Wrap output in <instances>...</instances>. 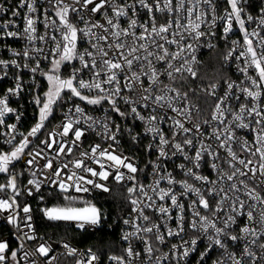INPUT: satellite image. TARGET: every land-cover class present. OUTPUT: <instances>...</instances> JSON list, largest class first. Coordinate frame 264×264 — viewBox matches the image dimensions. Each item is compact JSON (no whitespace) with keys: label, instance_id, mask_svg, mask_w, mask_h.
<instances>
[{"label":"snow or ice","instance_id":"obj_1","mask_svg":"<svg viewBox=\"0 0 264 264\" xmlns=\"http://www.w3.org/2000/svg\"><path fill=\"white\" fill-rule=\"evenodd\" d=\"M50 7L55 11V16L59 19V25H57L56 20H53L48 16V9L45 12V27L55 28L56 31L60 32L62 40H57L56 36H51V40L55 42V49L53 50L58 56V59H54L52 74H47L46 78L49 83L48 91L44 94V100L41 101L40 97H37L35 103L41 105L39 108V122L31 129L27 136H24L19 142L18 146L14 147V150L10 154L0 155V173H5L9 171V164L11 161L20 159L21 154L24 149L31 143L28 137H36L37 134L44 128V122L52 115L54 106L59 103L64 102V96L62 93L67 92L69 95L67 99L69 101L77 98L81 101L86 102L91 105H98L102 101H107L111 105V111L117 113L120 117H126L128 113L121 111L117 98L122 100L124 104L131 106V114L133 118L143 121L146 125L145 131L151 133L153 138L159 137V144H149L148 150L151 151L154 147L158 150L157 162L153 163V175L159 178L154 180V185H149L148 187L155 192L161 201L170 200L171 205L165 206L164 204L157 205L152 196L148 195L145 191V186L134 183L132 187L127 188L129 194L135 193L137 190L142 196L146 197L150 203L144 204L141 208V200L131 199V204L133 205V211L136 212L137 218L142 221H150V217L144 213V208H153L158 212L161 218L164 220L165 226L167 227V222L172 220L173 210H178L179 214L176 216L177 221V231H173L172 228L167 229V234L169 236L180 235L184 232V212L185 205L178 199L175 190L169 187L167 190L159 188V183L161 180L167 179L169 185L179 183L183 189L180 195L185 197L189 193L196 196V200H192L188 205L191 209L192 216L198 217L199 220L193 219L191 221V228L197 229L207 236L209 240V245L207 249L200 253V262H205L206 258L209 257V253L214 247H218L226 251L227 240L236 241L239 237L230 235L227 231L231 225L237 223V218L240 216H246L249 224L252 222L258 223L261 227V231H257L256 228L245 226L241 231L247 235H252L255 238L264 236V196L257 189H264V110L260 107L261 96L264 93V37L259 40V53L253 46V40L250 37H258L259 32L255 29L249 33L246 29V20L252 21L253 17L248 15L246 19L243 16L244 8L243 4L246 0H228L231 10L226 12L224 16L218 17L216 15V9L214 7V0H134L132 3H118L117 0H99L95 3V0H71V2H66V0H47ZM92 4L93 7L89 8L88 5ZM108 5L112 10V15L109 16L107 10L103 12L105 24L99 23V21L93 19L95 13L99 12L102 8ZM145 10L147 15V20L144 22H139L136 18L138 15V8ZM187 5V6H186ZM207 6V9L203 6ZM27 7V14L25 16V27L23 29L22 35L26 37L29 42L36 39L44 40V36H36V23L37 20L33 17V13L37 12L36 0H21L19 5L20 8ZM6 9L0 5V12ZM207 11L212 13V21L208 27V33L200 31L201 25L205 24L206 21L204 17ZM186 12L187 17H183L182 13ZM264 12V10H262ZM131 13V15L129 14ZM156 13L167 14L165 16L163 23H157ZM13 16H19V11H13ZM70 14H75L85 24L84 28H78L76 24L72 22ZM91 14V15H89ZM87 17V18H86ZM127 17V28H122L120 26V18ZM194 17V19H193ZM187 19V24H182L181 20ZM220 19L225 21V27L223 29L225 33V39H227V33L232 30L233 22L239 25L240 30L244 33L243 45L244 50L239 53L236 59L244 58V67L239 68L244 75L246 80L250 81V86L240 87L234 81H226V90L223 95H217L216 89L217 84H211L209 89H202L206 93V98H211L213 100L214 111L211 116V121L205 120L204 124H211V122L218 121L220 124L224 123L225 112H230L232 109L229 106V101L234 97L237 101L241 99V96L235 95L234 88L239 87L240 92L243 94L245 99L250 98L253 102L252 107H248L247 104L241 103L239 105V113L233 114L232 121L229 124L234 123L237 129H249L256 132L255 138V150L253 151V146H250L247 140L237 139L235 131L232 127H224L223 139H221V133L218 131L217 127H213L212 134L210 137H205L204 132L201 129L200 123H193L192 127H186L185 122L192 123V109L195 106H186L184 108L177 107L176 105L180 101H188V93H181L177 88L170 84H164L161 77H167L170 81H175L179 79H187L188 77L184 75L187 73L188 76L195 79L197 77V72L193 67L196 63L195 48L192 43L187 45L182 42L186 39L184 32H187L189 37L193 41L199 42V40L207 34L215 36V32L212 31V26L215 25L216 20ZM175 25L176 29H183V31L170 32V29ZM9 25L5 24L2 27L7 28ZM258 27L264 28V15H261ZM92 28L103 29L102 33L92 32ZM139 28L140 31L137 33L136 29ZM78 33H83L84 36L90 37L89 44L91 48L95 49V52L88 51L85 49L83 53L77 51V40ZM8 37H17L21 35L18 32L9 31L6 33ZM169 36L172 38L170 39ZM123 37V39H122ZM111 38V39H109ZM130 38V42L129 39ZM92 39L96 43H92ZM103 42V43H101ZM237 41H233V44H237ZM175 44L179 49L176 52H169L166 45ZM213 47V45H209ZM62 50V51H61ZM37 53L42 52V49H35ZM189 52V57H185L183 54ZM233 51H230L225 59L232 57ZM111 53V56L109 55ZM13 55H21V53H13ZM22 55L26 59H32L26 48ZM85 56L90 57V60H85ZM153 58L155 63L153 62ZM78 59L81 67L79 69L73 68L72 75L70 78L63 79L59 74L60 66L65 62H71ZM174 61H180L179 65L173 63ZM162 62V63H161ZM11 65L20 68L18 62L13 59L10 61ZM156 63H161V67L157 68ZM9 65L8 61L0 60V66L6 69ZM25 68L28 67L27 64L24 65ZM249 68H254L257 73V78L252 77L248 74ZM39 69V64L30 70L35 73ZM88 70L91 73V79L85 81L80 78L77 79L79 73L83 70ZM7 73H5L6 75ZM179 74V77L177 76ZM142 77H146L148 83ZM121 78L123 79V85L121 86ZM83 90H87L88 93L97 91V95L89 96L84 93ZM125 90L128 92H135L137 95L136 100H132L129 96L121 95ZM159 90V94H155ZM22 91V84L17 77V83L14 88L7 90V94L4 97H0V125L5 123V116L13 113L15 110L9 107L8 97L11 95H18ZM170 93H175V95H170ZM137 105L144 109H152V112L163 111L164 109H169L176 113V116H168L167 112L162 115L150 114L145 117L141 115L137 110ZM199 112V109H196ZM178 116H182L184 120L177 119ZM249 118V122L245 123V118ZM16 119L19 120V114L16 115ZM88 125L87 129L80 127L81 120ZM171 120L173 129L172 140L166 139L165 135L162 133L161 129L158 127L157 123L154 122H164L165 120ZM111 117L106 116L103 121L95 119L93 117L87 116L84 109L78 105L73 104L72 107L68 109L65 113L64 122L60 125L62 131L59 133L60 136L66 137L69 132H72L74 139L71 141L72 145L78 146L82 142V137H85L87 131L95 130L96 125H101L103 128V134L107 139L112 140L114 143L117 140V133L121 131L119 125H114L115 131L112 130L108 121ZM90 122V123H89ZM255 123L258 127L252 128L251 125ZM10 132H14L15 125L7 126ZM131 132V129L128 130ZM180 133L185 134L182 141H177L176 136ZM189 133H194L193 136L187 135ZM15 139L13 135L11 137ZM136 137H133L135 140ZM206 139L218 140L219 143L213 148L211 143H205ZM11 142V140H9ZM233 142L238 143L240 150L242 152L250 153L253 157L259 156V160L254 162L251 159H241L237 155V152L233 150ZM41 143L46 148H51L53 144H58L57 155L67 152H71L72 148L67 144L57 141L52 133H49V137ZM197 144L199 147L197 148ZM165 146H170L174 151L171 152L172 156L181 155L185 160H188L192 167H186L181 164L179 167L183 171L185 176L192 177L193 180L201 182V184H212L213 187L210 189H204L202 187H194L193 184L185 181H176L171 173L167 176L160 175L161 164L159 163L161 158H169V152L166 151ZM111 147V146H110ZM185 147L189 149H195V155L189 156L185 152ZM220 149H223L227 156L225 157V162L228 164L231 172L224 171L220 166ZM99 150V156L106 158L108 161L113 162L116 167L115 180L117 183L123 182L125 179L129 181L136 180L135 173H137V166L129 161L126 156H121L115 154V151L109 152L107 149H101L100 145H94L91 147V157L94 162L100 163L96 159V153ZM31 159L26 160V164L31 166L36 163V157L42 155V150L28 153ZM82 156L87 155V153H81ZM47 159V157H43ZM206 158H210V167L218 175V180L209 181L208 177L201 175L195 169L201 167V162L206 161ZM239 164L242 167H237ZM84 162H75L76 168H81ZM251 165V167H250ZM258 165V166H257ZM126 168L127 175L120 171V167ZM45 168L52 169L53 161L47 160L44 165ZM63 167H67L64 165ZM100 171H96L91 167H84V170L91 174L93 177H99L100 180H107L110 172L104 170V165L100 164ZM249 173L251 175L249 176ZM259 173V175H257ZM35 176V173H33ZM60 177L61 170L59 168L53 169L50 176L46 177L49 183L56 184L57 181L51 179V177ZM76 176L73 173L68 177L72 180ZM239 177H246L247 179H239ZM251 180L255 183V187H250L248 181ZM80 181L84 184H91L93 187L101 189L104 192H109L110 189L102 183H97L92 179H85L83 176L77 177L76 182H74L71 187H74L77 192L84 191L87 192L89 189L81 185ZM227 186H223L224 184ZM220 184V187H216ZM28 185L34 186L28 187L24 191L17 188L16 176L10 175L6 184H0V192L12 189V195L7 198H0V212H7L6 222L13 225L17 229L18 239L21 241L19 245V250H23V258L27 259L29 256H34L39 253L41 256H47L51 251L50 245L40 244L35 248L33 252L25 250L24 242L26 240L35 239L34 228L31 223L32 215L31 208L25 204L22 208L17 203L16 197L19 195L26 194L28 196L33 195L34 191H39L41 186V181L32 179L28 181ZM58 187L62 191H67L69 185L64 181L58 182ZM158 189V190H157ZM243 192L244 196L248 200L241 199L239 193ZM231 193V195H229ZM43 199V197H41ZM66 199H71L66 197ZM248 201H251L249 203ZM215 203V208H211V204ZM227 205L230 208V213L226 215L225 218H221L217 215L224 211V206ZM259 208V216H254V212ZM199 206V207H198ZM199 208L209 210L215 220L209 219L208 216L201 215ZM19 209V211H17ZM44 215L51 221H75L77 222V227L84 229L86 225L98 226L101 223V213L100 210L92 204L86 203L85 207H73L71 204L65 207L47 208L44 209ZM23 216H20V213ZM234 213L235 215H233ZM19 217V219H18ZM217 221L223 225V227L217 226ZM125 224H133V221L125 219L123 221ZM135 231L131 233H125L123 239L125 241H130L132 237H135L138 232L143 233H153L155 232L156 240L163 244L164 236L160 232V225L152 222L151 226L140 227L139 225L133 224ZM27 228L29 231H23ZM210 231L213 234H209ZM22 233V235H21ZM223 237V239H222ZM145 245L144 251L149 256V261H151V253L153 252V247L151 243L145 239L143 236L139 237ZM255 243V240L252 241ZM190 244V246H185ZM185 245H173V249L178 247L183 248L182 255L180 259H184L189 256V254L196 250L197 239L193 238L185 242ZM64 247L67 249L69 255H75L76 249L69 247L65 244ZM260 248L264 250V244L260 245ZM10 252V258L12 261H17V251H12L9 248L7 241H0V264H6L9 259L8 253ZM244 254L253 257L254 254L245 247ZM126 255L129 258L135 259L140 256V253L135 251L129 243L126 249ZM227 259H217L213 261V264H227V260L231 261V264H243L242 259H237L235 253H227ZM167 258V257H165ZM110 260L114 261L115 264H132V259L125 260L123 256H111ZM55 257H52L47 264H52ZM99 257L89 250V255L86 260H77L76 264H94L98 261ZM18 264V262H17ZM31 264H36L35 261H31Z\"/></svg>","mask_w":264,"mask_h":264},{"label":"built area","instance_id":"obj_2","mask_svg":"<svg viewBox=\"0 0 264 264\" xmlns=\"http://www.w3.org/2000/svg\"><path fill=\"white\" fill-rule=\"evenodd\" d=\"M66 2H71V0H66ZM99 0H95V3H98ZM118 3H132L134 0H117ZM175 2V0H174ZM21 0H0V5L3 6L5 11L0 12V60L8 61L9 65L6 69L3 66H0V97H4L7 94V90L10 88H14L17 83V77L22 84V91L19 92L18 95H11L8 97L9 107L14 109L15 111L11 114L5 116L4 120L5 123L0 125V145L7 150L13 149L15 146L19 145V142L22 140L24 136H27L31 129L39 122V108L41 105H37L35 100L37 97H40L41 101L44 100V94L48 91L49 83L45 73L52 74L53 70V63L54 59H58L59 56L53 51L55 49V42L51 40V36L55 35L57 40H62L60 32L56 31L55 28L52 27H45V12L44 10L48 9V16H50L53 20H56L57 25H59V19L55 16V11L50 7L47 0H36V7L37 12L33 13V17L37 20L36 23V36H44V40L36 39L32 42H29L25 36L22 35L23 29L25 27V16L27 14V7L20 8L19 5ZM151 3V0H149ZM187 6V5H186ZM89 8L93 7L92 4L88 5ZM207 9V6H203ZM214 7L216 9V15L218 17L224 16L226 12L231 10L230 4L228 0H214ZM138 8V15L137 19L139 22H144L147 20V15L145 14V10L140 9L139 5ZM244 13L243 16L246 19L248 15L253 17L252 21L246 20V29L249 33H251L254 29L259 32L258 37H250L253 40V46L256 51L259 53V40L261 37H264V28L258 27L259 20L261 15H264V0H246V3L243 4ZM107 10L109 16L112 15V10L108 5H105L99 12L95 13L92 17L93 19L99 21L101 24H105L107 27L106 21L103 16V12ZM13 11H19V16H13ZM131 15V13H129ZM91 15V14H89ZM167 14L156 13L157 23H163L165 16ZM183 17H187V13H182ZM70 18L72 22L77 25L78 28H84L85 24L79 20L75 14H70ZM87 18V17H86ZM194 19V17H193ZM206 23L201 25L200 31H204L208 33V27L212 21V13L211 11H207L206 16L204 17ZM127 17L120 18V26L122 28H127ZM182 24H187V19L181 20ZM9 25L7 28L2 27L3 25ZM225 27V21L217 19L214 26H212V31L215 32V36L211 34H207L202 37L199 42L193 41L191 37H189L187 32H184V36L186 39L182 42L183 44L187 45L192 43L195 48V57L196 63L193 64L194 69L197 72V77L195 79L188 76L187 73H184L187 76V79H177L175 81H170L167 77H161L164 84H170L173 87L177 88L181 93H188V101H180L176 106L180 108H184L186 106H195L192 109V123L185 122L186 127H192L193 123H200L201 129L205 134V137H210L212 134L213 127H217L218 131L221 133V139H223L224 135L223 132L224 127H232L235 131L237 139H244L247 140L250 146H253V151L255 150V138L257 133L253 132L249 129H237L235 128V124H229L232 121L233 114L239 113V105L241 103L247 104L248 107L253 106V102L250 98L245 99L243 94L240 92V88H234L235 95L241 96V99L237 101L234 97L229 101V106L231 107V111L225 112L224 115V123L220 124L218 121L211 122V124H204L203 121L208 120L211 121V116L214 111L213 100L211 98H206V93L202 91V89H209L211 84H217L218 87L216 89L217 95L222 96L224 91L226 90V81H234L240 85V87L250 86L251 82L246 80L245 75L239 71V68L244 67V58L241 57L240 59H236L239 56V53L244 50L243 45V36L244 33L240 30L239 25L233 22L232 30L227 33V39H225V33L223 31ZM13 31L18 32L21 35L17 37H8L6 35L7 32ZM137 33H139L140 29H136ZM174 31H183V29H176L175 25L173 28L170 29V32ZM92 32L94 33H102L103 29L100 28H92ZM171 39L172 37L169 36ZM90 37L84 36L83 33H78V40H77V51L83 53L85 49L91 52H95V49L91 48L89 44ZM111 39V38H109ZM123 39V37H122ZM129 42H130V38ZM233 41H237V44H233ZM92 43H96L94 39H92ZM103 43V42H101ZM209 45H213V47H209ZM168 47L169 52H176L179 49L175 44L173 45H166ZM28 49L29 54L32 59H26L22 53L25 49ZM35 49H42V52L37 53ZM233 52L232 57L229 59H225L227 54L230 51ZM62 51V50H61ZM21 53V55H13V53ZM220 55L222 57V69L216 73L217 79L212 81L209 84H205L204 81L206 79L204 75V68L210 59L211 55ZM111 56V53H109ZM185 57H189V52H185L183 54ZM15 59L20 68H16L11 65L10 61ZM85 60H90V57L85 56ZM153 62L155 60L153 58ZM39 64V69L37 72L33 73L30 69L37 66ZM162 63V62H161ZM161 63H156V67L160 68ZM179 65L180 61H174ZM27 64L28 67L25 68L24 65ZM79 69L81 67L80 62L78 59H75L71 62H65L60 66L59 74L61 78L67 79L70 78L72 75L73 68ZM5 73H7L5 75ZM248 74L254 78H257V73L254 68H249ZM179 77V74H177ZM84 79L88 81L91 79V73L88 70H83L79 73L77 79ZM145 81V84L148 83L146 77H142ZM47 84V87L45 85ZM123 85V79L121 78V86ZM264 88V85L261 86ZM86 95L95 96L97 95V91L93 90V92L88 93L87 90H83ZM155 94H159V90L156 91ZM64 96V102L59 103L58 105L54 106L53 113L56 111L59 118L52 124L50 128L47 129V125L50 121V115L48 119L44 122V128L37 134L36 137H28L31 143L24 149V152L21 154L19 159L20 164L22 165V173L26 177V181L22 184L17 182V188L21 191H24L28 187H33L28 185V181L35 179L41 181V186L39 191H34L33 195L28 196L26 194L19 195L16 197L17 203L22 208L25 204L30 206L31 208V215H32V225L34 228V236L35 239L26 240L25 250L29 252H33L36 247L40 244L50 245L51 251L48 253L47 256H41L39 253H36L34 256H29L27 259L23 258V250H19L20 240L18 239L17 229L6 222V218L8 213L7 212H0V241H7L9 244V248L12 251H17V261H12L10 258V252L8 253L9 259L6 261V264H31V261H35L36 264H47L52 257H55V260L52 261V264H76L77 260H86L89 255V250L95 253L99 260L94 262V264H115L114 261L110 260L109 257L111 256H123L125 260L132 259L127 257L126 249L131 243L133 249L140 253L138 258L132 259V264H213L214 260L217 259H227V253H235L237 259H242L243 264H264V250L260 248L261 244H264V236H260L259 238H255L252 235H247L241 231V229L245 226L254 227L257 231H261V227L258 223L252 222L249 224L247 221L246 216H240L237 218V223L231 225L227 229L230 235H234L239 237L236 241L227 240L226 244L227 249L226 251L220 249L218 247H214L213 250L209 253V257L206 258L205 262H200V253L204 252L208 245L209 240L207 236L201 233L198 228L192 229L191 228V221L193 219L199 220L198 217H193L191 209L188 208V205L191 203L192 200H196V196L192 193H189L187 197L180 195L183 191L181 185L179 183L169 185L167 179L161 180L158 186L159 188H163L167 190L169 187H172L178 199L185 205V220H184V232L180 235H173L169 236L167 234V229L170 227L173 231H177V221L176 216L179 214L178 210H173L172 217L173 219L167 222V227L165 226L164 220L161 218L160 214L155 211L153 208H144V213L150 217V221L145 222L141 219L137 218V213L133 211V205L131 204V199H138L141 200L142 203L140 205L141 208L144 207V204L150 203L148 199L141 195V193L137 190L135 193L129 194L127 192L128 187H132L134 183L144 185L145 191L148 192L149 196H152L153 200H155L157 205L164 204L165 206H170V200L161 201L158 195L153 192L148 186L154 185V180L158 179V176L153 175V163L157 162L158 157V150L154 147L151 151L148 150V145L151 144H159V137L153 138L151 133H147L145 131L146 125L143 121L139 119L133 118L131 114V106L124 104L122 100L117 98V102L121 111L128 113L126 117H120L117 113L111 111V105L107 101H102L98 105H91L87 104L84 101H81L77 98L69 101L67 96L69 93L64 92L62 93ZM121 95L129 96L132 100H136L138 97L135 92H128L125 90ZM170 95H175V93H170ZM260 107L264 110V93H262ZM73 104L80 105L87 116L93 117L95 119L103 121L106 116L111 117V120L108 121L110 127L113 131H115L114 125H119L121 131L117 133V140L114 143L112 140L107 139L105 135L100 134L103 133V128L101 125H96L95 130L87 131L85 137H82V142L79 143L78 146L72 145L71 141L74 139L72 132L70 131L68 136L62 137L59 133L62 131L60 125L64 122L65 113L68 112V109L73 106ZM199 109V112L196 109ZM137 110L140 112L141 115L145 117L149 116L150 114L155 115H162L164 112H167L168 116H176V113L172 112L169 109H164L163 111H157L155 113L152 112V109H144L137 105ZM19 114V120L16 119V115ZM177 119L184 120L182 116H178ZM245 123L249 122V118H245ZM90 123V122H89ZM158 124V127L161 129L162 133L165 135L166 139L172 140L173 137V129L170 127L172 125V121L165 120L164 122H154ZM8 125H15L14 132H10ZM87 129L88 125L81 120L79 125ZM252 128L258 127L255 123L251 125ZM131 129V132L128 130ZM49 133H52L57 141L63 142L72 148V151L69 153L67 152V148L65 149V153H61L57 155L58 151V144H53L51 148H46L41 141L47 139L49 137ZM15 136V139H12V136ZM183 133H180L176 136L177 141H182L184 138ZM187 135L193 136L194 133H189ZM136 137L133 140V137ZM11 140V142H9ZM39 140L38 142H35ZM205 143H211L213 148L219 143L218 140L214 139H206ZM100 145L101 149H107L109 152L115 151V154L126 156L129 158V161L134 163L138 171L135 173L136 180L129 181L125 179L121 183H117L115 180V171L116 167L113 162L108 161L104 157L99 156V150L96 153V159L100 161V163L94 162L93 159H90L91 147L94 145ZM111 146V147H110ZM199 145L197 144V148ZM233 150L237 152V155L241 159H251L254 162L259 160V156L253 157L250 153L242 152L240 150V146L238 143L233 142L232 144ZM166 151L169 152V158H161L159 163L161 164L160 168V175L167 176L168 173H171L172 176L175 178L176 181H185L187 180L189 183L193 184L194 187H202L204 189H210L213 187L212 184H201L199 181L193 180L192 177L185 176L183 171L180 169V165L184 164L186 167H192V164L185 160L183 156L176 155L172 156L171 152L174 151L170 146H165ZM42 150V155L40 157H36V163L28 166L26 164L27 159H31V156L28 155L29 152L35 154V151ZM220 156L221 159L219 161L221 168L224 171L231 172L228 164L225 162V157L227 153L220 149ZM185 152L189 156L195 155V149H189L185 147ZM11 153V152H10ZM7 153V154H10ZM81 153H87V155L82 156ZM6 155V154H5ZM43 157H47L44 159ZM47 160L53 161L52 169L45 168L44 165L47 163ZM83 161L84 165L81 168H76L75 162ZM206 161L201 162V167L199 169H195V171L199 172L201 175H205L208 177L209 181L218 180V175L215 171H213L210 167V158H206ZM11 161L10 163H13ZM153 162V163H150ZM100 164L104 165V170L110 172L107 180H100L99 177H93L90 173L84 170V167H91L96 171H100ZM67 165V167H63ZM237 167H242L239 164L236 165ZM258 166V165H257ZM9 167V166H8ZM120 167V171L124 172L127 175H131L128 173L126 168ZM251 167V165H250ZM59 168L61 170L60 177L52 176L51 179L56 180L57 183H49L46 177L50 176L53 169ZM10 175H15L17 179L22 176V173L15 174V170L11 169L8 171ZM35 173V176H33ZM73 173H76V176L73 177L72 180H69L68 177L71 176ZM251 173H249V176ZM259 175V173H257ZM83 176L85 179H92L97 183L105 184L110 191L104 192L101 189L93 187L91 184H84L83 181H80L81 185L87 187L89 191L84 192L80 191L77 192L74 187L71 185L76 182L77 177ZM239 179H247L246 177H239ZM64 181L67 185H69L68 190L62 191L58 187L59 181ZM250 187H255V183L251 180L248 181ZM6 184V183H3ZM220 184H217L216 187H220ZM223 186H227L225 183ZM125 189L129 195V208L128 210L122 215L120 219L121 230L118 235V240L120 242V247L116 250L115 253H111L104 258H101L97 252L91 248L80 247L73 242L67 239H56L52 236H43L40 235L37 229L35 217H34V210L37 208L36 205H32V201L38 198L39 194L42 191H48L50 193H57L62 195L65 199L66 197L71 198L72 200H79L85 203H89L95 206L96 199L98 195L103 196H110L114 193H117L119 189ZM157 189V190H158ZM261 192V195L264 196V189H257ZM12 195V190L9 188L3 192H0V198L7 199ZM231 195V193H229ZM241 199L248 200L246 196H244L243 192L239 193ZM251 203V201H248ZM61 206H48L47 208H56ZM96 207V206H95ZM199 207V206H198ZM211 208H215V203L211 204ZM259 208L258 205L257 210L254 212V216H259ZM19 211V209H17ZM201 215L208 216L209 219L215 220L216 217L211 215L209 210H205L203 208H199ZM230 213V208L225 205L224 211L217 213V215L221 218H225L227 214ZM235 215L234 213H232ZM20 216H23V213H20ZM44 218L53 224L68 226L73 228L74 230L81 232V233H90L95 234L101 227H103V223L98 226L86 225L84 229H80L77 227V222L75 221H51L45 215L43 211ZM19 219V217H18ZM125 219L133 221V224L139 225L140 227L144 226H151L152 222H155L160 225V232L164 236V243H159L155 238V232L153 233H143L138 232L135 237H132L130 241H125L123 239V235L127 233H131L135 231L133 224H125L123 221ZM217 226L223 227L219 221H217ZM23 231H29L27 228H24ZM209 234H213L211 231ZM22 235V233H21ZM143 236L147 239L152 247L153 252L151 253V261H149L148 254L144 251L145 245L139 237ZM193 238L197 239L196 250L191 252L188 257L184 259H180L179 257L182 255L183 248L178 247L177 249H173V245H185L186 241H189ZM223 239V237H222ZM255 240V243L252 241ZM67 244L69 247L76 249L75 255H69L67 249L64 245ZM190 246V244L185 245ZM247 247L253 254V257H249L244 254V249ZM167 257V258H165ZM227 264H231L230 260H227Z\"/></svg>","mask_w":264,"mask_h":264},{"label":"trees","instance_id":"obj_3","mask_svg":"<svg viewBox=\"0 0 264 264\" xmlns=\"http://www.w3.org/2000/svg\"><path fill=\"white\" fill-rule=\"evenodd\" d=\"M222 69V57L220 55H211L205 68L204 75L206 77L204 83L209 84L217 79L216 73ZM48 83V82H47ZM47 87V84L45 85ZM59 118L55 111L50 117V121L47 125V129ZM39 140L35 141L38 142ZM13 149L7 150L0 145V155L10 153ZM14 169L15 174L22 173V165L19 159L14 160L9 164V170ZM10 178L8 172L0 173V184L7 183ZM26 181L25 175L17 179L16 184H20ZM12 190L11 188H9ZM43 197V199H41ZM62 195L57 193H50L48 191H42L38 198L34 199L31 203L36 205L34 210V217L37 225V229L40 235L52 236L56 239H67L80 247L91 248L97 252V254L104 258L111 253H115L120 247L118 235L121 230L120 219L122 215L129 208V195L125 189H119L117 193L110 196L98 195L95 206L100 210L102 216L103 227H101L95 234L81 233L68 226L56 225L48 222L43 216V210L48 206H62L65 202Z\"/></svg>","mask_w":264,"mask_h":264},{"label":"rangeland","instance_id":"obj_4","mask_svg":"<svg viewBox=\"0 0 264 264\" xmlns=\"http://www.w3.org/2000/svg\"><path fill=\"white\" fill-rule=\"evenodd\" d=\"M69 204H71V206H73V207H85L86 206L85 202H82L79 200L67 199V200H65V202L63 203V205L61 207L68 206Z\"/></svg>","mask_w":264,"mask_h":264}]
</instances>
